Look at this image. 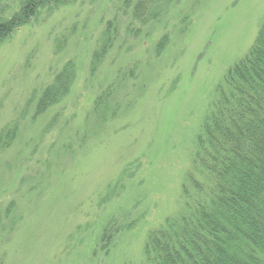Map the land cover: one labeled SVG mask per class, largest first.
Returning a JSON list of instances; mask_svg holds the SVG:
<instances>
[{
    "label": "rangeland",
    "instance_id": "obj_1",
    "mask_svg": "<svg viewBox=\"0 0 264 264\" xmlns=\"http://www.w3.org/2000/svg\"><path fill=\"white\" fill-rule=\"evenodd\" d=\"M25 1L0 0V264H147L264 0Z\"/></svg>",
    "mask_w": 264,
    "mask_h": 264
},
{
    "label": "trees",
    "instance_id": "obj_2",
    "mask_svg": "<svg viewBox=\"0 0 264 264\" xmlns=\"http://www.w3.org/2000/svg\"><path fill=\"white\" fill-rule=\"evenodd\" d=\"M42 1L53 0H26L24 12ZM23 21L20 14L4 20L0 39ZM104 40L109 42V34ZM107 43L94 52L93 62L104 57ZM63 94L46 90L44 108ZM192 157L194 190L183 185L182 211L149 233L146 263L264 264V21L248 53L215 88ZM201 173L208 177L207 185L196 179Z\"/></svg>",
    "mask_w": 264,
    "mask_h": 264
}]
</instances>
